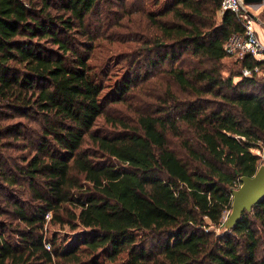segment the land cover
<instances>
[{"label":"trees","instance_id":"obj_1","mask_svg":"<svg viewBox=\"0 0 264 264\" xmlns=\"http://www.w3.org/2000/svg\"><path fill=\"white\" fill-rule=\"evenodd\" d=\"M99 1L57 0L63 14L53 16L52 0H0V218L17 221L0 220V264H264V199L230 232L210 229L222 226L240 178L254 175L251 150L264 154V61L246 54L222 76L240 20L226 11L216 23L220 0H173L147 14L149 66L168 64L191 97L167 94L157 114L138 115V130L104 137L92 131L96 120L143 76L104 94L88 50L75 49L69 34ZM188 58L198 67L184 68ZM180 126L196 168L168 145ZM86 137L101 160L83 150ZM19 149L28 155L12 154ZM48 225L91 235L61 249Z\"/></svg>","mask_w":264,"mask_h":264},{"label":"rangeland","instance_id":"obj_2","mask_svg":"<svg viewBox=\"0 0 264 264\" xmlns=\"http://www.w3.org/2000/svg\"><path fill=\"white\" fill-rule=\"evenodd\" d=\"M54 5L50 9L53 16H61L62 10L58 7L57 0H52ZM173 0H126L120 3L118 0H100L95 10L88 16L82 29L69 34L74 42L75 49L78 52L88 50V65L93 72L97 74L98 80L102 84L103 93L111 92L119 84L127 79H132L134 74L143 76L141 81H136L134 86L126 95L123 101L110 103L106 106L104 116L96 120L92 131L98 136L113 137L124 135L126 131L138 130L137 117L140 114H157L159 109H163L167 94L173 95L177 100L185 101L191 96L182 93L176 84L168 77L164 70L169 69L165 64L159 68L149 66L148 58L150 46L146 45L150 36L155 34L150 27L146 15L151 12H159L172 3ZM39 12V9L38 11ZM219 13L215 16L216 23L219 22ZM264 18V16H260ZM155 37V36H154ZM154 37L152 40H154ZM165 50V46L162 48ZM237 60L234 57L226 56L221 60L222 76L227 77L230 74V68L237 67ZM177 65V64H175ZM183 67L187 70L197 68V63L188 58ZM264 75V71L259 72L258 77ZM2 116H11L4 109ZM19 120V119H15ZM3 124H11V120L2 121ZM24 123V120L21 119ZM126 128H124V126ZM181 136H172L168 134L169 147L191 167H198L191 161L184 149L182 141L189 138L191 134L183 126ZM4 142H12L9 138ZM14 143V141H13ZM20 148H23L19 145ZM83 150L92 155L95 160H101L96 148L91 144L90 139L86 137ZM252 154L259 157L258 164L264 163V154L260 150H251ZM13 155L26 156L27 151L19 149L12 151ZM20 191V189H18ZM17 199L25 198L20 192L15 193ZM9 209L5 208L6 213ZM230 211L222 218V226L210 229L220 235L223 232V225ZM0 220L9 227L17 224L16 220L11 219L9 215H4ZM47 220V219H46ZM48 234H56L58 244L61 249L73 247L81 242L85 236H90L91 231L78 226L75 230L67 226L48 225L46 227ZM13 238V237H12Z\"/></svg>","mask_w":264,"mask_h":264},{"label":"built area","instance_id":"obj_3","mask_svg":"<svg viewBox=\"0 0 264 264\" xmlns=\"http://www.w3.org/2000/svg\"><path fill=\"white\" fill-rule=\"evenodd\" d=\"M226 11L234 13L237 16L243 30L241 33L232 34L228 37L223 46L225 55L239 59L248 54L254 59L260 60L264 56V44L259 41L254 31V20L249 14L251 13L255 16L257 13H264V3L246 6L240 0H220L219 15ZM254 71H258L257 68ZM242 73L244 76L251 75V72L245 69ZM46 248L49 249V245H46Z\"/></svg>","mask_w":264,"mask_h":264},{"label":"water","instance_id":"obj_4","mask_svg":"<svg viewBox=\"0 0 264 264\" xmlns=\"http://www.w3.org/2000/svg\"><path fill=\"white\" fill-rule=\"evenodd\" d=\"M243 5L255 6L264 0H240ZM257 21L256 16L249 14ZM231 210L224 222L222 235L230 232L240 222L243 212L250 213L252 208L264 199V163H260L253 176L240 178V185L232 191Z\"/></svg>","mask_w":264,"mask_h":264},{"label":"crops","instance_id":"obj_5","mask_svg":"<svg viewBox=\"0 0 264 264\" xmlns=\"http://www.w3.org/2000/svg\"><path fill=\"white\" fill-rule=\"evenodd\" d=\"M257 21H254V31L259 39V41L264 44V18H260V16H264V13L260 12L256 15ZM261 61H264V56L260 58Z\"/></svg>","mask_w":264,"mask_h":264}]
</instances>
